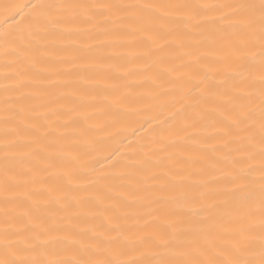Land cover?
Returning <instances> with one entry per match:
<instances>
[{"label":"snow or ice","instance_id":"1","mask_svg":"<svg viewBox=\"0 0 264 264\" xmlns=\"http://www.w3.org/2000/svg\"><path fill=\"white\" fill-rule=\"evenodd\" d=\"M0 264H264V0H0Z\"/></svg>","mask_w":264,"mask_h":264},{"label":"bare ground","instance_id":"2","mask_svg":"<svg viewBox=\"0 0 264 264\" xmlns=\"http://www.w3.org/2000/svg\"><path fill=\"white\" fill-rule=\"evenodd\" d=\"M20 4H27L29 3V0H18ZM161 119H163V115L160 116ZM94 131L100 132V129H95ZM115 133L116 130H113ZM132 128L124 129L121 133H117L114 136L113 135H107L101 132V135L94 137L96 140L98 150L94 152L93 154V162L96 163L97 169H103L107 166L108 161L106 160V157L110 154V150L114 149L115 147L120 145V141L123 140L124 147L121 148V152H125L128 148V140H124V136L132 138ZM145 135L144 131L141 130L139 133H137V137Z\"/></svg>","mask_w":264,"mask_h":264}]
</instances>
